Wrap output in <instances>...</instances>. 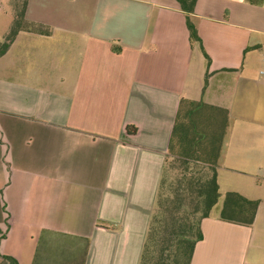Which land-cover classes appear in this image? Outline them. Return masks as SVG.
I'll return each instance as SVG.
<instances>
[{
    "label": "crops",
    "instance_id": "obj_1",
    "mask_svg": "<svg viewBox=\"0 0 264 264\" xmlns=\"http://www.w3.org/2000/svg\"><path fill=\"white\" fill-rule=\"evenodd\" d=\"M14 0H0V41ZM0 57V264H138L181 98L227 111L190 264H264V0H27ZM208 58V60H207ZM132 126L136 133L129 135Z\"/></svg>",
    "mask_w": 264,
    "mask_h": 264
},
{
    "label": "trees",
    "instance_id": "obj_2",
    "mask_svg": "<svg viewBox=\"0 0 264 264\" xmlns=\"http://www.w3.org/2000/svg\"><path fill=\"white\" fill-rule=\"evenodd\" d=\"M177 1L187 13L190 41H199L188 20L195 0ZM26 4L27 0H14L11 26L0 41V57L19 32L48 33L25 20ZM226 128L225 109L180 99L138 264H190L195 245L202 240L201 222L219 202L221 221L253 224L259 201L236 192L222 194L217 183V161ZM126 133L135 134L136 129L128 126ZM186 204L190 210L184 209ZM5 260L17 264L11 258Z\"/></svg>",
    "mask_w": 264,
    "mask_h": 264
},
{
    "label": "rangeland",
    "instance_id": "obj_3",
    "mask_svg": "<svg viewBox=\"0 0 264 264\" xmlns=\"http://www.w3.org/2000/svg\"><path fill=\"white\" fill-rule=\"evenodd\" d=\"M175 179V176H173V180ZM172 196V194H171ZM187 202V201H186ZM219 207H220V202L217 204V206L212 210L211 214H217L218 213V210H219ZM184 209L186 210H190L191 209V206L190 204H186L184 206ZM9 264V263H8Z\"/></svg>",
    "mask_w": 264,
    "mask_h": 264
},
{
    "label": "built area",
    "instance_id": "obj_4",
    "mask_svg": "<svg viewBox=\"0 0 264 264\" xmlns=\"http://www.w3.org/2000/svg\"><path fill=\"white\" fill-rule=\"evenodd\" d=\"M260 75H262L263 79H264V73L263 72H260Z\"/></svg>",
    "mask_w": 264,
    "mask_h": 264
}]
</instances>
